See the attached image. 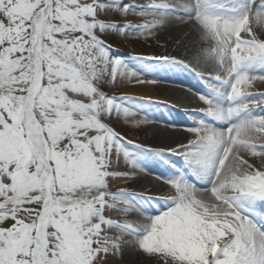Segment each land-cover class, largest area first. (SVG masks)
Returning <instances> with one entry per match:
<instances>
[{
    "label": "snow or ice",
    "instance_id": "snow-or-ice-1",
    "mask_svg": "<svg viewBox=\"0 0 264 264\" xmlns=\"http://www.w3.org/2000/svg\"><path fill=\"white\" fill-rule=\"evenodd\" d=\"M0 264H264V0H0Z\"/></svg>",
    "mask_w": 264,
    "mask_h": 264
},
{
    "label": "rangeland",
    "instance_id": "rangeland-1",
    "mask_svg": "<svg viewBox=\"0 0 264 264\" xmlns=\"http://www.w3.org/2000/svg\"><path fill=\"white\" fill-rule=\"evenodd\" d=\"M162 40H163V37L162 38H158V39H154V40H150V42L148 44H144L143 45V48L145 50H149V51H155L157 49L161 50L160 46L162 44ZM121 51H131V46L125 45V47L123 49H121ZM188 82H191V80L189 79ZM183 119H185V118L182 117V116H177V120H183ZM121 131H122V133L127 132V135H128L129 138H131L135 134V130L129 131L126 127L121 129ZM137 138L138 139H143L144 143H153V141L151 142V141L145 140V136L143 135V133H140Z\"/></svg>",
    "mask_w": 264,
    "mask_h": 264
},
{
    "label": "bare ground",
    "instance_id": "bare-ground-1",
    "mask_svg": "<svg viewBox=\"0 0 264 264\" xmlns=\"http://www.w3.org/2000/svg\"><path fill=\"white\" fill-rule=\"evenodd\" d=\"M162 44H167V45H171V47L169 48L170 51H173V49L175 48V45L172 44V37L169 36V35H165L163 37V40H162ZM199 47L200 45L194 40L192 42V44L189 45V50L188 52H185L184 50H181L180 51V55L183 56V55H195V53L199 50ZM163 49L161 48V51ZM173 54H175V52H173ZM170 131H172L170 129ZM143 135L145 136V140H148V141H153L155 142L156 138L153 137V132L149 131L147 133H143ZM177 135H179V132H177ZM149 179H152V178H149Z\"/></svg>",
    "mask_w": 264,
    "mask_h": 264
}]
</instances>
